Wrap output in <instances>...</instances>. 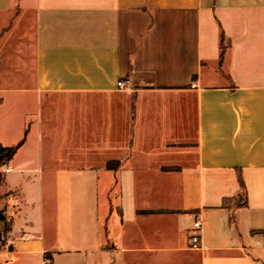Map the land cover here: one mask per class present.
Wrapping results in <instances>:
<instances>
[{"label": "crops", "instance_id": "crops-1", "mask_svg": "<svg viewBox=\"0 0 264 264\" xmlns=\"http://www.w3.org/2000/svg\"><path fill=\"white\" fill-rule=\"evenodd\" d=\"M55 93L91 103L49 122ZM22 138L2 170L40 206L9 185L0 264H264V0H0V143Z\"/></svg>", "mask_w": 264, "mask_h": 264}, {"label": "rangeland", "instance_id": "rangeland-1", "mask_svg": "<svg viewBox=\"0 0 264 264\" xmlns=\"http://www.w3.org/2000/svg\"><path fill=\"white\" fill-rule=\"evenodd\" d=\"M45 105L50 110L47 114L48 121L51 122H59L61 120H72V114L76 115L77 108H86L87 103L89 100L83 96V95H76V94H49L45 98ZM74 110V112H73ZM81 118V117H80ZM87 116L85 113H83V119H86ZM128 135H130V127ZM128 147H130V142H128ZM127 145L119 144V145H112L113 149L115 151L112 153H109L108 156L111 157H120L122 158V155H125L129 148H126ZM120 158V159H121ZM103 159L97 160V162L101 163ZM118 158H115V162L118 161ZM0 171L2 173L1 179H0V213L6 216V219L9 221L12 219L15 214L17 213L18 209L21 208L23 204V193L21 191L20 187H9L11 184H15L17 181V184H24L26 187V190L29 194V199L31 201H35L34 209L36 207V213L38 212V206L40 202V198L38 195V186H39V179L40 177H30L32 180H28L25 182L26 177L16 176L15 174H7L8 175V182L5 180V172L2 170V166L0 167ZM101 183H100V190H99V210L100 215L102 214L103 208H104V197H105V190H104V184H103V177H101ZM10 185V186H11ZM118 191V188L114 187V193L116 194ZM33 209V210H34ZM8 222L2 223L0 222V238H5L6 231L5 227Z\"/></svg>", "mask_w": 264, "mask_h": 264}, {"label": "trees", "instance_id": "trees-1", "mask_svg": "<svg viewBox=\"0 0 264 264\" xmlns=\"http://www.w3.org/2000/svg\"><path fill=\"white\" fill-rule=\"evenodd\" d=\"M220 49H221V57L223 54V51L225 49V39H224V35L221 33L220 34ZM24 138H22L20 141H18L16 144L14 145H3L0 143V167L3 166L4 164H6L15 154L16 150L18 149V147L23 143ZM111 161H108L107 163V168H110ZM2 173L0 171V179H1ZM237 180L239 182L240 185V192L237 195L231 196V197H224L222 199L221 202V206L225 207V208H232V207H238V206H245L246 205V189L243 183V179H242V175L241 172L239 170H237ZM139 213H149L151 211H147V210H143V211H138ZM13 218L10 219L9 221L6 219V216L3 215L2 213H0V222L5 223L8 222L6 224L5 227V233H7L10 229H11V225L14 219V216H12ZM4 244V238H0V247Z\"/></svg>", "mask_w": 264, "mask_h": 264}, {"label": "built area", "instance_id": "built-area-1", "mask_svg": "<svg viewBox=\"0 0 264 264\" xmlns=\"http://www.w3.org/2000/svg\"><path fill=\"white\" fill-rule=\"evenodd\" d=\"M131 82L129 79L120 78L116 81L117 89L124 90L131 87ZM200 220L197 219L193 222L192 226L188 229L187 241L188 246L191 249H198L201 247V236H200Z\"/></svg>", "mask_w": 264, "mask_h": 264}]
</instances>
